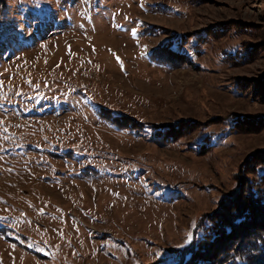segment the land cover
I'll return each instance as SVG.
<instances>
[{
	"label": "rangeland",
	"instance_id": "rangeland-1",
	"mask_svg": "<svg viewBox=\"0 0 264 264\" xmlns=\"http://www.w3.org/2000/svg\"><path fill=\"white\" fill-rule=\"evenodd\" d=\"M262 124L264 0H0V264H178Z\"/></svg>",
	"mask_w": 264,
	"mask_h": 264
},
{
	"label": "trees",
	"instance_id": "trees-1",
	"mask_svg": "<svg viewBox=\"0 0 264 264\" xmlns=\"http://www.w3.org/2000/svg\"><path fill=\"white\" fill-rule=\"evenodd\" d=\"M229 28L236 29L235 26ZM200 33L204 35L200 37L198 33H193L188 36H175L167 47L168 53L165 52L160 57H153L152 53L151 57L164 66L177 67L186 58L178 48L187 45L191 38L198 40L209 36L206 31ZM162 49L165 50L164 45L159 47L157 52ZM250 55L248 52L231 55L230 58L238 64L245 62ZM246 121L248 120L243 118L234 119L233 130L237 131L241 122L247 125L249 130L254 128L252 123ZM248 175L252 177L248 178ZM242 176L244 178L233 198L223 203L212 216H208V224L183 252L178 264H211L210 257H218L221 264H264V153L247 159ZM234 244L236 254L231 253V246ZM211 247H214L213 251Z\"/></svg>",
	"mask_w": 264,
	"mask_h": 264
},
{
	"label": "snow or ice",
	"instance_id": "snow-or-ice-1",
	"mask_svg": "<svg viewBox=\"0 0 264 264\" xmlns=\"http://www.w3.org/2000/svg\"><path fill=\"white\" fill-rule=\"evenodd\" d=\"M191 238H192V237H191V234H190V235H189V240H191Z\"/></svg>",
	"mask_w": 264,
	"mask_h": 264
}]
</instances>
